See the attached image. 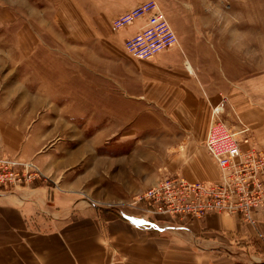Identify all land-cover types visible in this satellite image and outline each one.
<instances>
[{"label":"crops","instance_id":"crops-1","mask_svg":"<svg viewBox=\"0 0 264 264\" xmlns=\"http://www.w3.org/2000/svg\"><path fill=\"white\" fill-rule=\"evenodd\" d=\"M149 1L167 8L178 45L144 67L138 63L142 70L121 73L113 55L99 52L110 71L96 77L110 78L112 90L116 84L126 92L128 115L134 114V105H142L139 115L146 125L142 133L151 131L146 122L158 114L164 142L160 155L170 159L172 172L190 182L214 181L219 172L204 141L215 120L239 133L243 152L252 148L264 152V43L260 33L250 31L254 38L248 45L245 33L262 26L264 1L80 0V4L85 16L92 14L99 24L102 19L109 25ZM143 22L125 31V41L141 30ZM103 40L93 41L96 46ZM22 69L18 65L15 74ZM97 88L94 111L50 105L43 113L31 111L20 117L6 113L0 120V151L34 160L47 179L17 191H0V264H264V209L254 225L227 214L143 218L139 203L151 187L134 185V170L117 171L119 164L133 168L136 163L119 160L114 145L107 144L117 123L119 93L112 92L116 97L106 108L109 131L103 128L102 91ZM18 90L29 94L23 87ZM23 104L21 98L18 105ZM88 125L96 128L93 136L87 134ZM106 145L110 149L104 150ZM124 155L152 154L130 149ZM148 162L142 163L148 165L146 176Z\"/></svg>","mask_w":264,"mask_h":264},{"label":"rangeland","instance_id":"rangeland-1","mask_svg":"<svg viewBox=\"0 0 264 264\" xmlns=\"http://www.w3.org/2000/svg\"><path fill=\"white\" fill-rule=\"evenodd\" d=\"M158 5L165 13L167 8L164 7V10L160 4ZM173 6L172 1L171 8ZM262 9V26L257 30L248 28L245 32L248 45L253 43L251 39L254 38V34L250 31L260 33L258 36L264 43V2ZM82 10L80 0H0V120H5L6 113H9V116L10 113L11 115L16 113L18 117L31 111L35 115L39 111L43 113L42 110H47L50 105H54V109H57L55 105H59V107L66 106V108L69 106L72 110L87 108L94 111L98 108L95 105L99 97L95 94V86H97V89L102 91L103 128L110 131L113 127V132L109 136L111 141L107 144L114 145L112 149L121 155L119 160L136 163L133 168L119 164L117 171L134 170V185L140 188L142 184L147 188L153 187L159 181L173 179L176 175L190 182L180 173L172 172L168 167V163H171L170 159L160 155L163 153L164 142L160 140L163 136L159 133L160 117L158 114L146 122L151 131L147 134L142 133L141 129L146 126L142 121V115H139L142 105H134V114L128 115L127 107L131 105H128L129 99L126 92L118 88L116 84L112 85V90L107 83V81L110 83V78L98 79L96 77V74L110 71L109 62L104 58L100 60L101 57L97 56L99 52L102 54L107 51L119 61V73L126 72L128 69L142 70L144 68H140L138 63L141 62L144 67L159 55L153 54L145 59L135 60L126 49L125 31L138 21H144L143 25H145L148 17L129 24L125 23L115 29L114 25L119 17L109 25L102 19L103 23L99 24L97 21L100 20L94 19L92 14L85 16ZM213 22L216 26L217 23ZM214 31L215 33L220 32ZM194 32L201 35L198 30ZM231 33L233 34L234 30ZM98 38L104 39L103 45L95 46L93 40ZM239 39L242 37L239 36ZM17 53H21L20 56L26 58L24 62H20L21 58ZM68 56H71L70 61H68ZM18 65H23V72L15 74L14 69ZM22 87L23 90L29 91V94L20 93L18 89ZM115 90L119 93L118 100H116L118 114L115 121L117 123L108 128L111 119L106 108L110 107L112 97H116L113 94L116 93ZM21 98L24 104L18 105ZM159 106L164 107L165 105ZM157 107L155 105V108ZM78 120L81 123L84 121L81 117ZM219 121L222 122L219 119L214 122ZM95 129L94 126L89 127L88 125V136H93ZM107 146L104 150L110 149ZM204 148L206 150L205 141ZM130 149L149 150L152 155L149 158L124 157L125 152ZM0 153L19 162L30 161L22 159L19 155L11 156L1 151ZM207 155L214 163L208 152ZM143 160L145 162L149 160V176H146L145 172L148 165L142 164ZM185 160L188 161V159ZM214 165L216 166L215 163ZM126 177L125 174V180Z\"/></svg>","mask_w":264,"mask_h":264},{"label":"built area","instance_id":"built-area-1","mask_svg":"<svg viewBox=\"0 0 264 264\" xmlns=\"http://www.w3.org/2000/svg\"><path fill=\"white\" fill-rule=\"evenodd\" d=\"M148 17L147 23L126 41L128 54L135 60L158 55L178 45V37L158 3H143L116 20L114 28ZM129 55V56H130ZM205 147L216 164L219 176L211 182H187L176 175L148 189L140 205L143 218L165 215L202 219L209 214L237 216L254 225L264 209V152H243L239 133L223 122H213ZM37 181L47 182L34 161L19 162L0 153V191L26 188Z\"/></svg>","mask_w":264,"mask_h":264},{"label":"bare ground","instance_id":"bare-ground-1","mask_svg":"<svg viewBox=\"0 0 264 264\" xmlns=\"http://www.w3.org/2000/svg\"><path fill=\"white\" fill-rule=\"evenodd\" d=\"M21 54V53H20Z\"/></svg>","mask_w":264,"mask_h":264}]
</instances>
